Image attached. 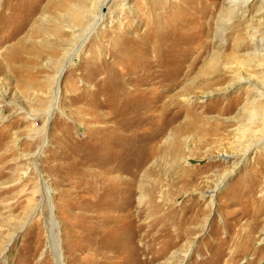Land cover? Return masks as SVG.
I'll list each match as a JSON object with an SVG mask.
<instances>
[{
	"label": "rangeland",
	"instance_id": "1",
	"mask_svg": "<svg viewBox=\"0 0 264 264\" xmlns=\"http://www.w3.org/2000/svg\"><path fill=\"white\" fill-rule=\"evenodd\" d=\"M104 2L0 0V264H264V0Z\"/></svg>",
	"mask_w": 264,
	"mask_h": 264
},
{
	"label": "bare ground",
	"instance_id": "2",
	"mask_svg": "<svg viewBox=\"0 0 264 264\" xmlns=\"http://www.w3.org/2000/svg\"><path fill=\"white\" fill-rule=\"evenodd\" d=\"M105 2H104V5H106L110 0H104ZM99 14H100V12H99ZM98 14V15H99ZM104 18H105V14L104 13H102L101 14V17H100V24H99V26L102 24V23H105L104 22ZM95 25V22L93 23V25L91 26V27H93ZM147 32V31H146ZM85 41V39H83L82 40V42H80L79 43V47H80V49L82 48V44H83V42ZM78 47V48H79ZM79 49H77L76 51H78ZM74 54H76V53H74ZM102 56V55H101ZM57 87H58V85H57ZM55 101H57V97H56V100ZM106 250V249H105ZM59 254V255H58ZM57 254V258H58V260H59V263H61L62 261H60V260H62V256H61V254L60 253H58ZM99 254L102 256V251H99ZM111 254V253H110ZM119 255V254H118ZM115 256V254L114 255H109V256H107V257H109V259H111V258H113ZM99 256H97V258H98ZM104 257H106V256H104ZM100 258V257H99ZM113 260V259H112ZM100 262V261H99ZM101 263H104V262H101ZM100 263V264H101ZM61 264H63V263H61Z\"/></svg>",
	"mask_w": 264,
	"mask_h": 264
}]
</instances>
